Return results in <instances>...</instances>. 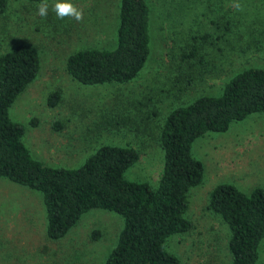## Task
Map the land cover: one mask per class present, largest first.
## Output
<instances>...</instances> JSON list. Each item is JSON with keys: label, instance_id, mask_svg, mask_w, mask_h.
<instances>
[{"label": "rangeland", "instance_id": "374dc122", "mask_svg": "<svg viewBox=\"0 0 264 264\" xmlns=\"http://www.w3.org/2000/svg\"><path fill=\"white\" fill-rule=\"evenodd\" d=\"M41 2L7 0L0 50L27 41L39 53L38 74L8 110L24 125L22 139L32 155L46 164L75 167L102 143L130 144L140 154L125 176L155 186L163 165L158 134L167 113L201 94H219L243 68H264L262 0H147L151 53L138 75L124 83L83 84L67 73L65 59L79 48L115 45L120 0H71L84 12L82 22L57 18L56 0H48V15L40 17ZM192 44L197 56L184 65L181 51ZM54 90L60 99L49 105ZM192 150L204 165L202 182L187 193L185 215L193 226L170 234L164 246L179 264H230L229 226L207 208L209 193L220 182L245 192L264 187V112L198 136ZM122 225L119 213L95 207L63 236L50 238L40 191L0 177V264H103ZM257 261L264 264V237Z\"/></svg>", "mask_w": 264, "mask_h": 264}, {"label": "trees", "instance_id": "16d2710c", "mask_svg": "<svg viewBox=\"0 0 264 264\" xmlns=\"http://www.w3.org/2000/svg\"><path fill=\"white\" fill-rule=\"evenodd\" d=\"M6 11L7 0H0V14ZM150 12L147 0H120L115 45L72 51L65 59L67 73L90 85L134 79L151 53ZM181 52L185 65L197 56L198 46L192 44ZM39 68V53L30 42L18 41L0 50V177L40 191L47 234L53 239L63 236L91 208L119 213L123 225L103 264H179L164 243L170 234L193 226L185 215L187 193L204 177L193 141L208 131H224L231 121L251 112H264V68H243L219 94H201L167 113L158 134L163 165L155 186L125 176L140 154L130 144L102 143L75 167L46 164L32 155L22 139L24 125L12 119L8 109ZM59 99L58 90L47 96L49 105ZM207 208L229 226L230 264H258V246L264 237V187L245 192L234 183L220 182L210 191Z\"/></svg>", "mask_w": 264, "mask_h": 264}, {"label": "clouds", "instance_id": "9594fccd", "mask_svg": "<svg viewBox=\"0 0 264 264\" xmlns=\"http://www.w3.org/2000/svg\"><path fill=\"white\" fill-rule=\"evenodd\" d=\"M37 14L40 17L46 18L49 11L48 0H42V2L37 5ZM238 10H242L240 4H236ZM52 11L56 14V17L63 20L65 18L75 19L77 22H82L84 19V12L78 6L74 5L71 0H56L52 5Z\"/></svg>", "mask_w": 264, "mask_h": 264}]
</instances>
